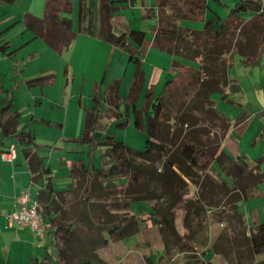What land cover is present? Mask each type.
Listing matches in <instances>:
<instances>
[{
    "label": "trees",
    "instance_id": "16d2710c",
    "mask_svg": "<svg viewBox=\"0 0 264 264\" xmlns=\"http://www.w3.org/2000/svg\"><path fill=\"white\" fill-rule=\"evenodd\" d=\"M166 1L160 0V5ZM182 1L183 17L200 21L201 28L190 31L176 22L169 26L160 23L153 44L171 55L177 53L176 49L183 50L182 56L179 55L182 61L197 60L199 66L196 70L185 66L196 78L185 82V86L180 85L184 98H177L173 82L181 75L185 63L173 58L169 67L177 70L175 79L166 78L160 93H156L154 88L147 89L142 104L138 100L145 76L141 65L145 31L129 28L125 32L114 33L111 24L114 0H100L97 28L96 11L91 0H77L75 23L68 15L71 11L70 0H46L42 17H25L26 28L32 30L34 37L41 38L57 54L72 44L77 33L90 34L95 29L100 38L122 48L133 64L134 71L127 92L122 96V113L126 119L119 118L114 127L125 128L129 116L133 127L146 135L144 145L135 148L113 134L105 133L108 122L102 92L103 78L92 83V104L85 111L83 132L75 138L86 146L87 160H74L69 168L71 176H78L75 186L82 188V194L79 204H76V199L70 203L75 208L74 213L65 217L64 206L55 196L57 192L54 190L51 169L44 166L42 157L33 149L36 145L35 135L18 127V111L12 110L8 104L0 107L1 136L13 139L15 144L20 145L32 181L44 178L36 198L50 248L43 256H30L26 264H105L98 252L99 246L106 244L109 239H124L136 233L146 221L138 214H132L109 222L102 214L103 211L110 212L107 204L111 199L109 193L120 201L114 204L118 209L120 203L127 206L128 202L125 204L120 200L126 195L130 196L131 201L147 202L153 210V220L164 227L163 244L167 257L171 258L168 246L172 242L176 245V253H187L186 256L191 258L185 264H201L203 260L199 255L200 252L205 253L207 243L188 240L193 239L192 230L186 237L180 234L175 227L173 209L187 185L196 183L200 176L203 180L204 175L212 171L226 176L228 180L219 179V183L213 184L214 189H223L226 198L235 195L228 202L232 208L228 212L232 220L236 221L234 233L237 236L234 235L233 239L238 246V254L256 258L264 253V221L256 220L247 225L246 232V221L239 210L241 201L260 196L258 184L264 182V171L260 169L258 161L249 166L240 156L230 157L220 149L228 122H224L227 121L225 114L217 111L211 97L217 93L221 100L241 108V104L231 99L226 91L232 81L227 73L230 64L228 59L236 53L242 65L260 64L261 56L264 55V0H231L232 4L224 18L210 7L209 0ZM210 1L224 6L220 0ZM207 12L210 13L208 17ZM0 49L4 51L5 45L0 46ZM118 87L119 81L108 85V89L114 93L116 104L120 98ZM190 93L192 96H188ZM184 125L188 129H183ZM96 160L98 165L95 164ZM157 162L161 163L160 169L154 166ZM118 178L124 179L120 187L113 188V184L106 183ZM215 180L214 177L207 181ZM153 183L159 186V192L153 188ZM162 195L167 197V208L157 210L154 204ZM226 198L222 200L223 203H226ZM188 213L184 216L186 219L190 216ZM199 213V209L193 212L195 215ZM96 216L100 218L96 219ZM0 264L15 263L4 262L0 258ZM147 264H153L151 256ZM255 264H264V257L256 260Z\"/></svg>",
    "mask_w": 264,
    "mask_h": 264
},
{
    "label": "crops",
    "instance_id": "0c3cea01",
    "mask_svg": "<svg viewBox=\"0 0 264 264\" xmlns=\"http://www.w3.org/2000/svg\"><path fill=\"white\" fill-rule=\"evenodd\" d=\"M45 1L0 0V46L5 45L4 51L0 49V107L8 104L12 110L18 111V127L35 135L36 145L33 149L42 157L44 166L51 169L54 190L57 192L55 196L60 200L65 199V203H61L66 207L74 200L75 194H82V188L75 186L78 176H71L69 168L74 160L86 161V146L75 138L82 134L85 111L92 104V83L103 78L104 99H110L115 111L121 113L124 109L122 96L132 81L134 66L127 53L100 38L97 29L90 34L77 33L69 47L59 54L55 53L41 38L34 37V32L25 25L27 15L36 18L43 16ZM91 1L96 11L97 28L100 0ZM220 1L224 2V6L210 0L208 3L224 18L232 2ZM113 6L111 24L116 34L129 28L155 34L160 23L169 26L176 22L190 31L199 30L202 25L198 20L183 17L182 0H167L161 5L160 0H114ZM70 10L68 15L75 23L77 0H70ZM177 13L182 17H178ZM208 16L209 12L206 13ZM152 20L157 23L153 24ZM151 41L141 56L145 71L142 89L147 85V89L154 88L156 92L161 81L167 78L166 71L175 57L155 47ZM228 61L227 73L232 81L226 91L231 99L241 104L243 111L239 106L221 100L219 94L211 95L215 108L225 114L227 121L224 122H228L220 149L230 157L240 156L249 166L258 161L260 169L264 171V55L260 64L254 66L242 65L236 53ZM66 66L72 75L70 86L69 72L64 73ZM114 81H119L120 98L117 104L114 93L108 89V85ZM104 109L108 113L105 100ZM127 118L125 128L131 125L130 117ZM124 141L127 142L126 139ZM10 143H14L13 139L2 137L0 133V258L4 262L26 264L30 256H43L50 248L44 224L32 230L28 226L10 223L7 217L15 208L16 196L29 188L32 196L36 197L44 178L32 181L18 144L14 143V160L2 158V151ZM258 189L263 195L264 182L258 184ZM249 206H246L243 214L247 225L256 220L262 221L259 209Z\"/></svg>",
    "mask_w": 264,
    "mask_h": 264
},
{
    "label": "rangeland",
    "instance_id": "374dc122",
    "mask_svg": "<svg viewBox=\"0 0 264 264\" xmlns=\"http://www.w3.org/2000/svg\"><path fill=\"white\" fill-rule=\"evenodd\" d=\"M245 16L247 17V15ZM152 23L156 24L157 22L156 20H152ZM153 39L154 34L152 33V31H147L145 34L143 49H145L147 45L149 46L150 40H152V44ZM180 47L181 44L178 46V48ZM176 52V54L178 55L175 54L174 59L182 61L180 56H182L181 52H183V50L176 49ZM196 61H182L185 63V65H183V68H181V75L179 73L180 76H177V70L172 69L175 67H169L166 71V74L168 75L167 79H175V77L177 76L175 82H173V87L175 86V89L173 88V90H176L177 98H184L182 94L183 87L180 85L185 86L187 85L185 82H187L188 80L189 82H191V80L196 78V76L193 75V73H191V71L188 69L189 67H193L192 69L196 70L199 66V63ZM185 66L188 68L186 69ZM177 68H180V66H177ZM66 71L67 66L64 67V73ZM65 75L67 76V73ZM71 77L72 75L69 72V86L72 84ZM163 83L164 81H161V84H159L156 93H160ZM146 87L147 85H145V88L141 91L139 104H142L143 95L147 89ZM186 89H188V87H186ZM190 94L191 95L188 96H192V93ZM104 100L105 106H108V113L106 117L108 126L105 133H111L117 139H126L127 142L131 143V146H134L135 148H141L144 145V138L146 137L145 133L141 132L138 129H135L133 127V124L127 126V128L114 127V123L116 121H119V118L126 119V115L122 112L116 115L117 112L112 107L113 102L110 99H106V97ZM197 112L198 110L195 111V113ZM183 129H188V127L184 125ZM96 165H98V160H96ZM154 166L157 169H160L161 163L157 162ZM214 177L216 179L215 181H207L208 179H213ZM221 178H225L227 180L226 176H220L212 171L211 173H206V175H204L203 177V180L202 176H200L196 183H190L184 188L179 203L173 209L175 227L177 231L184 237H186L192 230L193 239L189 238L188 240L194 241L196 243L202 241L207 243V245L205 246V253L200 252L199 255L202 258L204 264H255L256 260L264 257V253L256 258H248L245 257V255L240 256L238 254V246L233 239L234 235L237 236V234L234 233L236 221L232 220L228 212L232 209L228 202H230L231 197H235V195H231V197L226 198L223 189H214L213 184H215L216 182L219 183L218 180ZM206 181L208 182V188L210 190L207 189ZM106 183L113 184V188H115L116 186L120 187L124 184V179L118 178L113 181H106ZM152 186L159 192V186L156 183H153ZM109 195L111 196V199H109V202L107 204L109 205L110 212H102L103 216H105L109 220V222L115 221L120 216L127 217L132 214H138L146 221L144 227L142 229H139L136 233L124 239H109L106 244L99 246L98 252L105 264H147L149 256L152 257L153 264H185L188 259H191L186 256L187 253H176V245L172 242H169V244L171 245L168 246V252L171 255V258L167 257L166 250H164L163 244L165 242V237L163 234L164 227L161 223L155 222L153 220L154 213L147 202L143 200L131 201L130 196L126 195L121 197L120 200H123L125 204H127L126 202H128L127 206H122V203H120L118 209L114 204H116L115 202L120 201H117V199L113 197L112 193H109ZM80 196L81 194H75L73 196V199H76V204H79ZM197 197H199V199ZM224 198L227 199L226 203L222 202ZM111 200L113 201V203ZM61 201H64L62 203H65V199ZM167 202V197L165 195H162L155 202L154 208L157 210H164L165 208H167ZM200 206H202V209ZM246 206H256L259 209L262 221H264V194L260 195L258 198H254L248 201H241L239 204V210L242 211L243 214L246 212ZM198 209L200 210V213L197 215L193 214V212ZM202 210H204V212ZM74 211L75 208H72L69 204L68 206L64 207V216L68 217V215L70 216L72 213H74ZM188 211L190 212V216L188 215L186 219L184 216H186V214H189ZM99 218L100 216H96V219ZM245 224L246 232H248L247 223L245 222ZM203 262L201 264H203Z\"/></svg>",
    "mask_w": 264,
    "mask_h": 264
},
{
    "label": "built area",
    "instance_id": "2783aa9c",
    "mask_svg": "<svg viewBox=\"0 0 264 264\" xmlns=\"http://www.w3.org/2000/svg\"><path fill=\"white\" fill-rule=\"evenodd\" d=\"M1 156L3 159L12 161L14 160L15 144L10 143ZM15 208L8 215V221L15 225L28 226L32 230H37L41 226V214L39 212V201L36 197L32 196L30 189L26 188L14 201Z\"/></svg>",
    "mask_w": 264,
    "mask_h": 264
}]
</instances>
